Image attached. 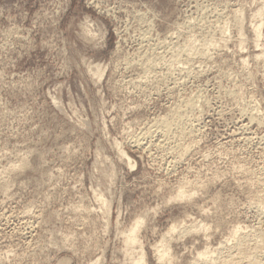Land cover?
<instances>
[{
  "label": "rangeland",
  "instance_id": "374dc122",
  "mask_svg": "<svg viewBox=\"0 0 264 264\" xmlns=\"http://www.w3.org/2000/svg\"><path fill=\"white\" fill-rule=\"evenodd\" d=\"M254 260L264 0H0V264Z\"/></svg>",
  "mask_w": 264,
  "mask_h": 264
},
{
  "label": "bare ground",
  "instance_id": "6f19581e",
  "mask_svg": "<svg viewBox=\"0 0 264 264\" xmlns=\"http://www.w3.org/2000/svg\"><path fill=\"white\" fill-rule=\"evenodd\" d=\"M261 9V8H260ZM259 17H261V16H259ZM252 31H254V34H255V37L257 36V38H258V36H260V31H261V23L259 22V23H255V25H253V28H252ZM239 40V39H238ZM257 43V42H256ZM91 66V65H90ZM90 66H89V68H90ZM93 66V68H94V64L92 65ZM96 66V65H95ZM98 67V66H97ZM92 68H90L89 69V71L91 70ZM94 70V69H93ZM92 70V71H93ZM98 70V68L95 70V71H97ZM94 71V72H95ZM164 132V131H163ZM165 134V133H164ZM137 138V137H136ZM139 139V138H138ZM141 141V140H140ZM137 142H138V140H136V144H137ZM134 144H135V141H134ZM170 159V158H169ZM97 187H98V185H97ZM180 193V192H179ZM184 193V192H183ZM182 193V194H183ZM101 195V194H100ZM180 195V194H179ZM184 195V194H183ZM178 196V195H177ZM103 200V199H102ZM104 202V201H103ZM106 202V201H105ZM105 202H104V204H105ZM102 204V203H101ZM103 204V205H104ZM107 204V203H106ZM105 207H106V205H105ZM107 207H108V205H107ZM107 209V208H106ZM109 212V211H108ZM139 219H136V220H134V222L132 223V225L131 226H129L130 228H129V234H127V236H125L124 238H126V240L127 241H129V242H131V243H133V242H135V241H137V238H136V232H137V230H138V227H139V224H140V220H141V218L140 217H138ZM144 218V217H143ZM142 218V219H143ZM174 226V225H173ZM172 226V227H173ZM126 230V231H127ZM126 233V232H125ZM123 234H124V232H123ZM124 241H125V239H124ZM127 241H125V242H127ZM128 243V242H127ZM136 243V242H135ZM237 244V243H236ZM127 245V244H126ZM128 246V245H127ZM131 247V246H130ZM133 248V247H132ZM166 249V248H165ZM128 251V250H127ZM165 251V250H164ZM126 253V252H125ZM124 253V254H125ZM163 253L164 252H162V254L161 255H163ZM206 252L204 251V254H205ZM157 254V253H156ZM144 255V254H143ZM143 255H141L139 258H138V260L136 261V262H142V260H143ZM161 255H159L158 257L159 258H161L162 256ZM200 255V254H199ZM127 256V255H126ZM128 256H130V255H128ZM133 260V259H132ZM134 261V260H133ZM257 260H254V261H250V263L248 262V264H260V263H257L256 262ZM238 262V261H237ZM133 263V262H132Z\"/></svg>",
  "mask_w": 264,
  "mask_h": 264
}]
</instances>
